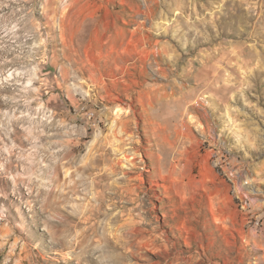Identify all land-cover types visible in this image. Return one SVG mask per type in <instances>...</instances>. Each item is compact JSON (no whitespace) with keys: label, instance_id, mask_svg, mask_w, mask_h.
<instances>
[{"label":"rangeland","instance_id":"rangeland-1","mask_svg":"<svg viewBox=\"0 0 264 264\" xmlns=\"http://www.w3.org/2000/svg\"><path fill=\"white\" fill-rule=\"evenodd\" d=\"M0 264H264V0H0Z\"/></svg>","mask_w":264,"mask_h":264},{"label":"bare ground","instance_id":"bare-ground-1","mask_svg":"<svg viewBox=\"0 0 264 264\" xmlns=\"http://www.w3.org/2000/svg\"><path fill=\"white\" fill-rule=\"evenodd\" d=\"M226 229H227V228H226ZM226 229H225V230H226ZM239 233H240V232H239ZM217 242H218V241H217ZM223 246H224V245H223ZM214 248L217 249V248H222V247H221V245H219L218 243H216L215 246H214ZM223 249H224V248H223ZM215 251H216V250H215ZM166 252H167V253L169 252V248H168V246H167V251H165V253H166Z\"/></svg>","mask_w":264,"mask_h":264}]
</instances>
